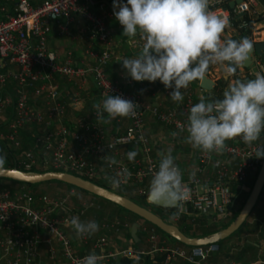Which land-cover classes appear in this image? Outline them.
Listing matches in <instances>:
<instances>
[{
	"label": "built area",
	"instance_id": "obj_1",
	"mask_svg": "<svg viewBox=\"0 0 264 264\" xmlns=\"http://www.w3.org/2000/svg\"><path fill=\"white\" fill-rule=\"evenodd\" d=\"M233 1L209 0V11L225 18L227 26H233L238 17L237 28L245 29L247 22L240 15L250 13L255 0H240L231 8L223 6ZM121 2L126 3V0ZM8 4L11 12L7 11ZM0 14V124H4L6 130L0 133V141L15 149L21 144L19 130L31 125L40 127L38 133L30 134V145L17 154L15 168L59 171L89 181L98 177L108 186L112 185L105 177L118 176L126 168L131 177L118 188L132 186L133 194L145 198L150 170H156L159 162V158L150 154L153 144L145 134V119L149 117L171 132L187 136L180 128L187 124L188 109L198 103L197 98H192L193 82L182 89V102L170 99L169 106L163 109L157 101L151 104L141 101L140 85L143 81L131 91L111 80L104 70L111 59L117 58L104 23V18L111 13H97L91 9L89 0H40L35 5L30 0H0ZM73 21L80 26L83 24L81 32L89 42L78 65L69 59L59 61L46 47L52 25L57 26L58 33L66 35ZM142 43L133 38L127 41L130 48L140 49ZM256 65L258 71L251 75L254 79L256 73L264 75V62L258 61ZM87 77L92 79L99 102L110 94L137 104L135 116L126 117L128 124L122 131L107 133L104 119L109 117L106 114L103 118L97 117L92 107L70 120L66 118L67 103L54 79L82 84ZM126 83L129 86L132 82ZM77 95L78 92L71 94L72 104H76ZM30 101L40 103L42 108L31 105ZM112 120L118 123L119 118ZM261 135L262 132L252 144H245L239 137L226 141L222 153H207L190 145L193 161L186 168L177 165L189 195L179 209L167 210L166 216L174 222L180 216H201L213 223L226 222L235 209L238 193L247 191L245 181L256 176L262 158L256 157V148L264 145ZM130 151L137 152L132 161L127 158ZM106 155L118 163L109 166ZM73 192L70 189V193ZM92 206L87 199L79 206H72L66 195L34 198L23 189L11 192L0 188V264H33L41 244L49 260L79 264L88 254L79 255L74 251L69 237L72 227L68 220L72 216L80 218ZM99 227L116 231L127 225L112 219L101 221ZM138 230L144 232L146 241L152 243L150 250L137 251L126 246L103 252L107 238L101 236L93 243V249L99 252L91 253L99 256V261L115 255L137 259L142 255L160 253L161 264H173L177 260L185 264H207L208 253L217 250L215 243L188 249L167 246L163 241L155 245L158 237L152 228L144 226V221L138 223ZM260 263L264 261L249 264ZM221 264L239 263L227 261Z\"/></svg>",
	"mask_w": 264,
	"mask_h": 264
},
{
	"label": "clouds",
	"instance_id": "obj_2",
	"mask_svg": "<svg viewBox=\"0 0 264 264\" xmlns=\"http://www.w3.org/2000/svg\"><path fill=\"white\" fill-rule=\"evenodd\" d=\"M113 15L123 26L128 37L139 35L143 41L133 57H122L124 75L133 81L156 82L171 89L168 97L173 102L184 99L181 89L202 80L210 67L228 64L227 75L243 65L252 51L249 39H222L227 20L209 11V0H113ZM142 91V90H141ZM95 115L110 119L132 117L137 104L119 95L108 94L92 106ZM107 122V121H106ZM185 142L194 149L207 153H222L226 141L239 137L245 144H252L264 131V75L256 73L255 79H234L222 93V99H205L188 109ZM177 136L178 133H172ZM136 151L127 153L129 161ZM158 168L151 171L147 199L165 208L181 207L189 189L182 181V173L175 164L171 150L160 151ZM109 166L117 164L115 158L104 156ZM256 157H264V145L256 148ZM6 155H0V169L4 168ZM131 173L125 168L118 176L105 177L118 188L126 183ZM68 223L77 239L99 231L94 220L81 221L72 216ZM100 257L90 253L79 264H98Z\"/></svg>",
	"mask_w": 264,
	"mask_h": 264
},
{
	"label": "crops",
	"instance_id": "obj_3",
	"mask_svg": "<svg viewBox=\"0 0 264 264\" xmlns=\"http://www.w3.org/2000/svg\"><path fill=\"white\" fill-rule=\"evenodd\" d=\"M30 1H32L35 4L40 2V0H30ZM92 1H93L92 3L89 1V5L93 10L97 11V13L99 14L105 13L107 15L111 13V16H106L104 18V23L110 33V36L112 39L113 52L117 58L111 59L104 66V70L111 80L117 81L121 86L126 87L128 90H131V91L135 90L137 87H139L138 82L133 81L130 77H126L124 75V69L121 66L122 62L119 60L120 58L125 57V56L129 58H133L140 50L139 48H130L127 45V41L129 39L131 38L136 39V40H141V39L139 35L135 37H128L122 33L123 26L119 24V22L116 20L115 16L113 15V6H112L113 1L112 0H92ZM100 4L102 5L101 8H99ZM8 6L9 7L7 8L9 9H7V11H9L11 8L10 4H8ZM227 8H229L228 4H227ZM245 15L251 21L249 40L251 42L252 41H264V0H255V3L251 6L250 13H247ZM241 16L242 15H240V17ZM236 23H238V18H236V20L234 21L233 26L229 25L225 28L222 39H225V40L235 39L237 37V29L239 30L240 28H237ZM82 26L83 24L80 26L75 21L71 22V25L68 31L69 33L65 35V34L58 33L57 26L52 25L51 32L46 39L47 49L53 52L59 61H63L64 59H69L72 64L78 65L80 60L84 56L85 49L89 46V42L88 40H86L85 34L81 32ZM240 30H243V29H240ZM258 61L264 62V53L262 56H257L256 54H252L251 63L248 67L246 68H243L241 66L237 67L236 77L238 79H243L246 77L250 79H254L253 76L251 75L252 73H255L258 71L257 69L258 67L256 65ZM227 73L228 71L225 67V64H215V65H210L207 71L206 77L214 82V86H215L216 80H218L219 78L226 81V86L222 89L224 91L226 87L228 86V84L231 83V81L233 80V76H229L227 75ZM57 79L58 78H55L54 81L58 82ZM127 81H131L132 82L131 85L128 86L126 83ZM198 82L199 80L196 83L192 84L193 85L192 88H195V91L194 90L193 91L197 94V96H195L197 99H199L201 96L204 97L206 94H209L213 89L212 88L209 91H205L199 88ZM63 85L64 86L66 85L68 90L65 91V93L61 94L63 90L62 89ZM140 87L142 90L140 91V99L144 104H151L157 101L160 103V106L163 109L169 106L170 98L168 97L167 93H169L171 89H165V87L159 80H157L156 82L143 81ZM58 88H59L61 97L67 103L65 114L68 120H70L72 117L76 115L86 113L87 110L91 108L94 103H99L100 101L97 90L90 77H87L86 81L82 84H80L79 82H76V83H71V82H66V83L60 82L59 83L58 82ZM74 92H78V95H77L78 99L76 100L77 101L76 104H72L69 99L71 94ZM30 104L35 107L42 108L41 104L38 102L30 101ZM118 118H119L118 123L114 122L112 119H109V118L104 119V126H105L104 130L107 133L120 132L128 124V120L126 117H118ZM156 124L157 123L149 126V129L147 130L150 133L145 131L146 136L150 135L149 137H151V135H154L155 137H157L156 139L159 140V143L158 144L156 143V145L154 144V148L152 147V150L150 153L151 156H155L159 158L157 156L158 152L160 151L166 152L170 149L176 165H179L180 167H183V168H186L188 165H190V163L193 160L190 154L191 152L190 144L185 142L186 136L178 135V137H180L181 139H177V140L173 139L172 141H169L168 140L169 138L168 139L166 138V140H164L166 136L164 135V133L166 132V130L167 131H170V130L163 127V131L161 133H157L156 131L158 130L156 126L158 124L157 125ZM168 145L170 146V148L167 147ZM0 184H4V183L0 181ZM12 187L13 189L10 190L11 192L17 191L19 189H23V187L18 186L16 184L12 185ZM39 188H46L52 194L54 193V191H56L57 193L60 190V189L54 188L52 185L41 186ZM62 195H66L68 197V201L72 202V204L73 203L75 205L77 204V206H79L80 203L85 199L92 202L93 206L88 208L85 214L80 217L81 221H88V220L95 219L98 225H100L101 221L103 220L108 221V220L113 219V218L110 219V217L107 214V211L110 210V207H106V205L104 204L101 205V203H97L95 200H93L91 197H88L84 193H80V192L78 193V191L76 192L74 191L73 193H70V189H69L68 191H63ZM95 212H100L102 215L97 217L96 219V217H94V215H96ZM119 222L121 224L125 223L127 225V227L122 228V229L119 227V230L124 231L121 234H119L120 231H118V229L115 231L112 228L103 229L99 227V231L96 232L97 236L95 233L91 236H85L81 239H77L75 236L74 230L71 229L69 231V234H70L69 237H70L71 244L73 246L74 251L79 255L89 254L91 252L98 253L99 251L97 249H93V243L96 241V239H98L101 236H104L105 238H107V244L104 246L103 252H110V251H113L114 249L126 247V246H130L132 249L137 250V251H140V250L144 251L143 248L140 246L137 247L135 245H132L131 243L129 244L130 241L125 238V233L130 228L129 222H127L126 218H124L122 221H119ZM160 240L163 241L164 245L172 246V243H168L169 240L165 238L160 239ZM151 256H149V258ZM256 256H257L256 257L257 259L255 261H258V260L264 261V242H261V241L259 242V248L257 250ZM119 257L120 256L118 255L108 257L103 261H99L98 264H106V262L109 259L117 260ZM131 259H134V258H131ZM33 264H62V260L59 259L58 262L49 260L47 257L45 248L41 244L37 248L36 258ZM173 264H184V263L177 260Z\"/></svg>",
	"mask_w": 264,
	"mask_h": 264
},
{
	"label": "trees",
	"instance_id": "obj_4",
	"mask_svg": "<svg viewBox=\"0 0 264 264\" xmlns=\"http://www.w3.org/2000/svg\"><path fill=\"white\" fill-rule=\"evenodd\" d=\"M30 3L32 5L35 4L32 1H30ZM223 6L225 8H227V4H224ZM7 9H9V8H7ZM8 12H11V10H9ZM236 18H238V17H236ZM241 18L247 22V27L243 30L237 29V37L235 38V40H240V39L245 38V37L247 39L250 38V23H251V21H250V19H248L246 17L245 14H243L241 16ZM234 79H238V78L236 76H233V80ZM196 82L197 81H194L193 83H196ZM225 86H226V81L219 78L218 80H216L215 86L213 87L212 91L209 94H206L204 96L205 99L206 100L207 99H222V93H223L222 89ZM199 99H196V102H199ZM39 129H40L39 126L31 125L29 127H24L23 129L19 130L18 134H19L20 139H21V144H20V146H18L15 149L8 147L6 142L0 141V155H6V163L4 165V168H12V167L16 166L14 159L16 158L17 154H19L21 151L25 150L30 145V141H31L30 134L33 132L38 133ZM5 131H6L5 125L0 124V133H4ZM261 141L264 144V131H262ZM31 171L45 172L47 170H42L40 168H33V169H31ZM254 178L255 177L245 181V184L247 186V191L246 192H240L236 196V199H235L236 208L232 211L230 218L227 220V223H225L224 226H222L218 229H215L214 226L212 225L214 223H210V220L207 217H201V216H199V217L180 216L175 221L176 222L175 225L178 223L180 225V227L177 226L179 231L181 233H183L184 235L189 236V237L208 236V235L215 233L219 229L224 228L236 216L239 209L243 205V203H244V201H245V199H246V197H247V195L251 189ZM0 181L4 182V184H0V188H6L7 190L10 191L13 189L12 185L16 184L18 186L23 187V190H26L34 198L42 196V195L51 196V193L49 190H47L46 188H39L41 186H46V185H52L56 189H60V188L75 189L77 191L89 194L86 191H83V190L78 189L72 185H68V184L63 183V182L58 181V180H50V181H44V182H39V183H34V184L17 182V181H13L11 179H8V178H0ZM94 183L108 189V187H106L103 184H98L96 182H94ZM126 189H127V191L131 192L132 186L126 187ZM113 192H115V191H113ZM115 193H117L121 196H124L127 199L131 200L129 197H127L125 195H122L118 192H115ZM56 195H62V194H58V193H56V191H54L52 196H56ZM89 195H92V194H89ZM92 196H94V195H92ZM94 197L96 198L97 196H94ZM141 198L145 199L144 197H141ZM101 205H102V203H101ZM112 205L117 206L113 203H112ZM165 210L167 211V210H172V209H165ZM127 212L131 213L129 211H127ZM95 214L96 215H94V217H96V219H97V217L102 215L100 212H95ZM107 214L110 218L116 216V215H114L115 213H113L111 211V209H110V211H107ZM131 214L134 215L133 213H131ZM94 221H96V220L94 219ZM127 222H129V226H130L131 223L134 222V220L133 221H127ZM146 223L148 225L147 227H154L155 229H158L155 226H153L152 224H150L148 222H146ZM136 235L138 238L137 242H133L128 231L125 233V238L128 239L132 245L136 246V244L140 243V237L137 233H136ZM235 235L237 236V238L242 236L243 240L241 241L240 244L236 240L235 244H234V246H236V247L233 248V253H229V249L223 248V245H224V243L228 242ZM172 240H173L175 246H179V247H182L184 249H188L190 247V246H186V245H184V244H182V243H180L174 239H172ZM260 241L264 242V183H263V186L259 192V195H258L250 213L244 219L242 224L234 232H232L230 235H228L224 239H221V240H218L215 242V244L217 245V250L214 252L208 253V255L205 259V262L207 264H221V263L227 262V261H233L234 263H239V264L252 263L257 259L256 255H257V250L259 248V242ZM161 258H162V256L160 253H155L152 259L149 258V255H142V256L138 257L137 259H131V258H127V257H119L117 260L109 259L106 262V264H161Z\"/></svg>",
	"mask_w": 264,
	"mask_h": 264
},
{
	"label": "water",
	"instance_id": "obj_5",
	"mask_svg": "<svg viewBox=\"0 0 264 264\" xmlns=\"http://www.w3.org/2000/svg\"><path fill=\"white\" fill-rule=\"evenodd\" d=\"M91 3L92 0H89ZM240 0H235L233 2L228 3V7H233L234 3L239 2ZM253 45L252 51L249 55V59L241 65V67L246 68L251 63V55L256 54L257 56H262L264 53V41H252ZM225 67L228 71V64L227 62L224 63ZM237 75V67L235 68V71L230 76H236ZM240 80H252L248 77L240 79ZM199 88L209 91L213 88L214 82L211 81L206 76L199 80L198 82ZM0 178H8L13 181L22 182V183H39L44 181H50V180H58L63 183H66L68 185H72L78 189H81L83 191H86L90 194H93L97 197H100L102 199H105L131 213L138 216L142 220L152 224L156 228H158L160 231L167 234L170 238L186 245V246H205L207 244H213L218 240L224 239L228 235H230L232 232H234L244 221V219L247 217V215L250 213L258 195L259 192L263 186L264 183V157L261 158V162L258 168V171L256 173V176L254 178L253 184L251 186V189L239 209L236 216L224 227L216 231L215 233L204 236V237H189L184 235L179 231V229L170 223H167L163 221L159 216L152 213L151 211L145 209L144 207L136 204L135 202L127 199L124 196H121L105 187L99 186L89 180L80 178L78 176H75L73 174L59 172V171H45V172H37V171H22L15 167L12 168H3L0 169ZM145 201L149 204H152L157 207H161L163 209H173V208H165L159 205H156L154 203H151L147 199V195L145 197ZM138 229V223L132 222L129 228V235L133 242H137L138 238L136 236V231Z\"/></svg>",
	"mask_w": 264,
	"mask_h": 264
},
{
	"label": "rangeland",
	"instance_id": "obj_6",
	"mask_svg": "<svg viewBox=\"0 0 264 264\" xmlns=\"http://www.w3.org/2000/svg\"><path fill=\"white\" fill-rule=\"evenodd\" d=\"M92 9V8H91ZM57 81L60 83V82H67L66 80H64V79H60V78H58L57 79ZM58 82H56L57 83V85H58ZM62 93L61 94H63V93H65V91H67L68 90V88L66 87V85L64 86H62ZM195 91V88H192V98L193 99H195L196 97L195 96H197V94L194 92ZM156 122H154V121H152V119L151 118H149V117H146V119H145V130L148 132V130L147 129H149V126L150 125H154ZM158 124V123H157ZM156 124V125H157ZM161 125H157L156 127H157V130L158 131H156L157 133H161L162 131H163V127H160ZM159 127V128H158ZM148 133H150V132H148ZM164 133V132H163ZM172 133L173 132H170V131H167L166 130V132L164 133V135H166L165 136V138H164V140H166V138L169 140V141H172L173 139H175V140H177V139H181L180 137H178V135L177 136H173L172 135ZM150 136V135H149ZM148 136V138L151 140V143L153 144V148H154V144L156 145V143L158 144L159 143V140L158 139H156L157 137H155L154 135H151V137H153V138H151V137H149ZM157 140V141H156ZM168 141V142H169ZM168 148H170V146L168 145L167 146ZM172 147V146H171ZM184 154V153H183ZM184 157V156H183ZM181 160H182V158H181ZM90 181L91 182H96V183H98V184H103V185H105L106 187H108V189L109 190H113V191H115V192H118V193H120V194H122V195H125V196H127V197H129L130 199H131V201H133V202H135L136 204H138V205H140V206H142V207H144L145 209H147V210H149V211H151L152 213H154V214H156L157 216H159L163 221H165V222H167V223H170V224H173V225H175V223L176 222H174V221H172L170 218H168L167 216H166V210L165 209H163V208H161V207H157V206H154V205H152V204H149V203H147L146 201H145V199H142L141 197H139V196H137V195H135V194H133V193H131V192H129V191H127V189L125 188V187H122V188H118V189H115V188H113L112 186H108V185H106L105 184V182L103 181V180H101V179H99L98 177H96V179L95 178H93V179H90ZM2 182V181H1ZM2 183H4V182H2ZM149 188V187H148ZM63 190L64 191H68L69 189H64V188H60V190H59V192H57L58 194H62V192H63ZM73 191H77V190H75V189H73ZM80 191H78V193H79ZM66 193V192H65ZM80 193H83V192H80ZM88 193V192H87ZM52 194V193H51ZM84 194H86V193H84ZM90 194V193H89ZM89 194H86L88 197H91L93 200H95L97 203H102V204H104V205H106V207H110V209H111V211L113 212V213H115L114 215H116L115 217H111L110 219H117V220H119V221H122L124 218H126V220L127 221H136V222H141V221H144V220H142L141 218H139L138 216H134V215H132L131 213H128L125 209H123V208H120V207H118V206H113L112 205V203L111 202H109V201H107V200H105V199H102V198H100V197H94V196H92V195H89ZM68 203L69 204H72V202H70V201H68ZM72 206H77V204L75 205L74 203L72 204ZM235 208H236V204H235ZM110 211V210H109ZM195 217H197V216H195ZM145 223H144V226H148L147 225V223H146V221H144ZM210 223H213V222H211L210 221ZM225 223H227V221L226 222H224V223H214V224H212L213 226H214V228L215 229H218V228H220V227H222V226H224L225 225ZM176 227L177 226H179L180 227V225L177 223L176 225H175ZM149 228H152L153 229V231L155 232V234L157 235V239H158V241L157 242H154V244L155 245H159V244H161V240L160 239H163V238H165V239H167V240H169V242L168 243H172V246H175L174 245V242H173V240L169 237V236H167L164 232H161L160 230H158V229H155L154 227H147V229H149ZM178 228V227H177ZM118 231H120L119 232V234H121L122 232H124V231H121V230H118ZM128 233H129V229H128ZM137 234L139 235V237H140V243L139 244H136V246L138 247V246H140V247H142L143 248V250L144 251H148V250H150V247H151V244L152 243H150V242H148V241H146L145 239H146V234L144 233V232H141L140 230H137ZM96 236H97V233H96ZM145 238V239H144ZM144 239V240H143ZM238 241V243L240 244L241 243V241L243 240V237L241 236V237H238L237 238V236L235 235V236H233L228 242H226V243H224V245H223V248H228L229 249V253H233V248H235L236 246H234V244H235V241ZM167 243V244H168ZM129 244H130V242H129Z\"/></svg>",
	"mask_w": 264,
	"mask_h": 264
}]
</instances>
